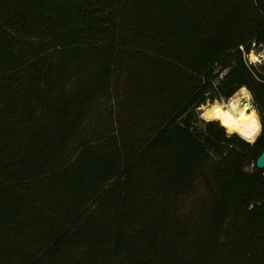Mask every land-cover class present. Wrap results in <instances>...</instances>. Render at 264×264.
I'll list each match as a JSON object with an SVG mask.
<instances>
[{
    "label": "trees",
    "instance_id": "16d2710c",
    "mask_svg": "<svg viewBox=\"0 0 264 264\" xmlns=\"http://www.w3.org/2000/svg\"><path fill=\"white\" fill-rule=\"evenodd\" d=\"M253 51L264 0H0V264H264Z\"/></svg>",
    "mask_w": 264,
    "mask_h": 264
},
{
    "label": "bare ground",
    "instance_id": "6f19581e",
    "mask_svg": "<svg viewBox=\"0 0 264 264\" xmlns=\"http://www.w3.org/2000/svg\"><path fill=\"white\" fill-rule=\"evenodd\" d=\"M216 121L228 136H238L250 144L256 140L261 130L259 117L250 105L249 94L245 88L238 90L225 102ZM247 133L251 135L248 136Z\"/></svg>",
    "mask_w": 264,
    "mask_h": 264
},
{
    "label": "rangeland",
    "instance_id": "374dc122",
    "mask_svg": "<svg viewBox=\"0 0 264 264\" xmlns=\"http://www.w3.org/2000/svg\"><path fill=\"white\" fill-rule=\"evenodd\" d=\"M247 61H248V64H252V65L263 64V66H264V52H256V51L251 52L250 54L247 55ZM249 102H250L251 107L253 108L250 94H249ZM224 104H225L224 101H220V102H215L213 105H211V107L209 104H206L205 106L199 108L200 111L198 109V112H197L198 113L197 114L198 119L203 121V122H206V121L207 122L208 121L214 122L211 119V117H212L211 113H212L213 109L216 108L218 111H221L224 107Z\"/></svg>",
    "mask_w": 264,
    "mask_h": 264
},
{
    "label": "water",
    "instance_id": "95a60500",
    "mask_svg": "<svg viewBox=\"0 0 264 264\" xmlns=\"http://www.w3.org/2000/svg\"><path fill=\"white\" fill-rule=\"evenodd\" d=\"M255 166L258 170H264V151L256 159Z\"/></svg>",
    "mask_w": 264,
    "mask_h": 264
},
{
    "label": "clouds",
    "instance_id": "9594fccd",
    "mask_svg": "<svg viewBox=\"0 0 264 264\" xmlns=\"http://www.w3.org/2000/svg\"><path fill=\"white\" fill-rule=\"evenodd\" d=\"M246 135L250 136V135H251V133H247Z\"/></svg>",
    "mask_w": 264,
    "mask_h": 264
}]
</instances>
